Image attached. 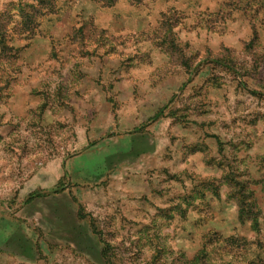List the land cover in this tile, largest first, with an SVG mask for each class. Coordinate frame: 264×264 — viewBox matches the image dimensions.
<instances>
[{
    "label": "rangeland",
    "instance_id": "rangeland-1",
    "mask_svg": "<svg viewBox=\"0 0 264 264\" xmlns=\"http://www.w3.org/2000/svg\"><path fill=\"white\" fill-rule=\"evenodd\" d=\"M205 260L264 264V0H0V264Z\"/></svg>",
    "mask_w": 264,
    "mask_h": 264
},
{
    "label": "trees",
    "instance_id": "trees-1",
    "mask_svg": "<svg viewBox=\"0 0 264 264\" xmlns=\"http://www.w3.org/2000/svg\"><path fill=\"white\" fill-rule=\"evenodd\" d=\"M210 243V241L209 242H206V243H204V246L206 247L208 244ZM201 252H202V257H206L207 256V249L206 248H203L202 250H201ZM204 263L206 264V260L204 261ZM190 264V263H189Z\"/></svg>",
    "mask_w": 264,
    "mask_h": 264
}]
</instances>
